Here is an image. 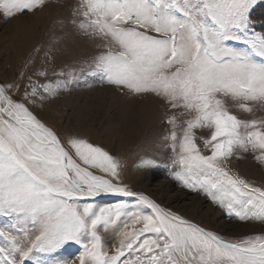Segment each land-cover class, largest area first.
<instances>
[{
  "label": "snow or ice",
  "instance_id": "obj_1",
  "mask_svg": "<svg viewBox=\"0 0 264 264\" xmlns=\"http://www.w3.org/2000/svg\"><path fill=\"white\" fill-rule=\"evenodd\" d=\"M48 3L0 0V14L11 19ZM257 8L264 0H80L75 15L84 18L80 30L103 40L87 73L94 82L158 98L187 117L178 123L166 112L164 120L178 185L231 220L264 226V185L229 167L240 153L264 167V118L232 111L264 109ZM33 75L22 93L0 84V264H264V228L229 237L163 207L124 183L123 162L103 146L43 121L34 109L60 85ZM155 164L142 157L137 167ZM105 234L118 238L112 252ZM72 246L78 254L62 255Z\"/></svg>",
  "mask_w": 264,
  "mask_h": 264
},
{
  "label": "rangeland",
  "instance_id": "obj_2",
  "mask_svg": "<svg viewBox=\"0 0 264 264\" xmlns=\"http://www.w3.org/2000/svg\"><path fill=\"white\" fill-rule=\"evenodd\" d=\"M79 2L49 0L42 11L11 19L0 14V84H19L22 93L28 84L27 77L33 75L32 68L45 70L47 77L33 75V79L60 87L50 98L45 94L34 111L58 131L87 137L118 157L124 164V183L133 190L221 235L236 237L261 232L264 226L229 219L223 209L201 194L179 186L172 178V153L163 140L170 126L164 120L167 112L183 123L187 117L180 110L169 111L152 96H124L115 87L94 82L87 75L90 61L103 51V40L78 28L84 19L75 15ZM254 15L258 21H264V8H257ZM26 62H30L28 69ZM15 98L20 99V95ZM232 111L240 119L264 118V109L253 114L236 108ZM142 157L155 160V166L137 167ZM229 167L249 182L264 185V167L253 154L240 153L239 158L233 157ZM111 199L105 197L102 202ZM105 241L110 245L108 250L114 251L118 238L105 234ZM76 254L77 246L62 252L64 256Z\"/></svg>",
  "mask_w": 264,
  "mask_h": 264
}]
</instances>
